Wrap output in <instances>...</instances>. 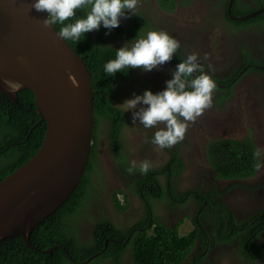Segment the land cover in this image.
<instances>
[{
    "label": "flooded vegetation",
    "instance_id": "obj_1",
    "mask_svg": "<svg viewBox=\"0 0 264 264\" xmlns=\"http://www.w3.org/2000/svg\"><path fill=\"white\" fill-rule=\"evenodd\" d=\"M234 4L243 9L251 8L246 13L248 14L259 7H264V0H139L136 15L121 18L120 24L130 32L127 34L130 37L119 33L116 28L111 31L105 28L103 32V25L99 30L92 31L94 42L100 39L103 46L114 49H119L128 42L131 43L135 37L138 39L151 30L167 31L180 41L181 47L170 62L148 72L143 71L142 68L129 69L131 76L120 81L111 92V97L117 105L122 104L125 98H133L134 95H141L149 89L154 93L164 90L166 81L172 78L173 71L181 59H185L193 52L198 53L201 63L213 76L217 87L213 92L212 107L208 110L210 115H206V119L202 120V124L204 123L207 128L205 132L213 138L205 141L203 150L196 146L201 134H198L196 124L190 122L184 140L163 150L167 159L166 163L164 162L166 165L174 154L178 153L184 166L176 173H171V168L168 166L167 175H157L161 190L165 194L162 198L154 196L151 198V211L147 209L144 197L138 191L139 185L136 183V179L144 178L145 174L140 173L139 170L130 174L127 169L133 159L138 162L150 161L153 164L151 170H158L161 167L148 157L151 150L157 149L150 142L156 129H145L139 121L133 124V110L132 112L128 110L126 112L128 117L119 134L120 148L117 149L111 141L110 122L104 118L99 120L93 134V144L95 138L97 160L101 159L100 148L104 147L102 152L106 155L112 181L105 182L103 176L99 174V169L91 172L90 183L87 185L91 197L80 212L70 217V223L80 243L97 246L95 224L105 219L123 231L132 228L134 232L125 240L128 245L120 262L133 264L130 238L140 233L143 227H137V223L146 220V216L150 214V220L157 217L170 227H178V230L188 220L193 226L188 233L196 228L199 229L192 250H189L180 264H192L197 257L204 258L202 264H264V255L252 259L244 253V246L242 247L245 239H254L257 245L264 244V226L261 220V213L264 211V156L260 161L262 163L260 171H256L252 176L222 178L210 164L206 152L207 143L220 138L249 137L256 148L264 149V28L261 27L264 26V21L256 20L246 26L236 25L234 21L240 20L242 15L236 14ZM190 9L193 11L188 12ZM194 13L199 14L198 19L194 17ZM258 14L248 19L257 18ZM215 28L220 31L222 40L220 56L212 58L205 48V55L207 54L209 59L204 60L203 52L200 55V39L205 35V43L209 42V33ZM135 29L138 30L137 34ZM245 50L250 52L248 59L251 62H247ZM209 64L214 71L208 68ZM243 102L255 115L256 123L253 121V124L258 127L255 137L244 135L236 138L209 129L214 123L217 126L218 122H222L220 127L222 132L229 131V125L234 122L232 118L236 108ZM228 108L229 112L225 113ZM223 114H226L224 119ZM239 116L241 118V113ZM252 119L251 114L242 118L241 126L245 120L251 124ZM197 126L199 127L198 124ZM135 129L138 130L139 136L134 134ZM195 153H199V156L204 153L209 166L202 164L203 167H199L191 160ZM169 186L172 192L169 191ZM149 190L153 191L152 188ZM169 192L175 193L176 198L171 197ZM119 201L126 206L124 211L117 208ZM214 202H220L222 205L219 204L214 210L212 208L214 205L211 206ZM219 224H222V227H218ZM153 228L151 227L149 231ZM232 231L236 232L234 236ZM223 235L226 237L223 238ZM206 241L208 242L205 243ZM106 245L107 241L105 247ZM100 255L101 252L96 251L91 255L90 261ZM112 257L98 261L96 264H115ZM84 262L86 260L76 263H88Z\"/></svg>",
    "mask_w": 264,
    "mask_h": 264
},
{
    "label": "trees",
    "instance_id": "obj_2",
    "mask_svg": "<svg viewBox=\"0 0 264 264\" xmlns=\"http://www.w3.org/2000/svg\"><path fill=\"white\" fill-rule=\"evenodd\" d=\"M233 7L236 8L234 10L238 15H244L251 10V8L237 7L236 4ZM86 11V9L78 10L76 18L84 16ZM256 20L264 21V12L258 14L257 18L236 20L234 23L246 26ZM71 22L74 20L70 19L65 24ZM62 26L59 23L55 25L58 31ZM116 29L123 35L130 33L121 24ZM103 32H105L104 27ZM135 32L137 34L138 30L135 29ZM67 42L83 57L91 74L94 96L93 134L99 120L101 118L106 119L112 126L111 141L119 149V134L128 114L116 106L117 104L111 97V92L120 81L128 79L131 73L129 69L126 72H117L115 76H109L105 73L103 66L115 58L116 49L103 46L100 39L94 42L92 31L81 37L80 41L69 40ZM245 51L247 62H251L248 59L250 52ZM46 127V121L41 119L36 110L35 95L32 90L28 88L19 90L16 102L0 90V180L37 152L43 142ZM206 148L210 164L219 177L247 178L256 172L255 164L257 161L253 156L256 146L249 137L212 140L207 143ZM97 156V141L94 138L85 173L80 183L54 212L34 227L30 235L31 243L40 250L28 247L22 236L6 238L0 241V264H77L76 262L89 259L96 251L101 252V255L87 264H96L98 261H104L112 256L115 264H121L120 259L128 245L125 240L129 234L134 232L132 228L123 231L116 228L109 220H102L95 224V236L98 238V245L91 246L79 242L76 231L70 223V217L80 212L91 197V191L87 185L90 183V173L98 167ZM168 166L171 168V173H176L183 168L184 162L179 154L175 153L165 168L150 170L144 178L136 179V183L139 185L138 191L142 193L149 211L152 209L151 198L153 196L162 198L165 194L161 190L157 175H167L169 173ZM149 188H152L153 191H150ZM168 189L172 192L170 186ZM197 192L199 191L197 190ZM169 195L176 198L175 193L170 194L169 192ZM219 204L222 205L220 202H214L211 203V206L214 205L212 208L215 210ZM117 208L124 211L126 206L119 201ZM150 219L151 215L148 214L146 220L137 223V227L142 226L143 228L137 236L132 235L130 238L132 263L180 264L188 255L189 250H192L199 229L196 228L186 235H181L178 227H170L158 220L157 217ZM261 220H263L262 225L264 226V211L261 213ZM151 227L154 228L149 231ZM218 227H222V224H219ZM235 233L232 231L233 236ZM225 237L223 235V238ZM243 246L244 253L252 259L261 258L264 255V251H262L264 244L257 245L254 239H245L242 242ZM50 248H54L52 253L43 252V250ZM203 260L204 258L197 257V260L193 261L192 264H202Z\"/></svg>",
    "mask_w": 264,
    "mask_h": 264
},
{
    "label": "water",
    "instance_id": "obj_3",
    "mask_svg": "<svg viewBox=\"0 0 264 264\" xmlns=\"http://www.w3.org/2000/svg\"><path fill=\"white\" fill-rule=\"evenodd\" d=\"M33 2L0 0V90L15 102L19 90H32L47 123L37 152L0 180V241L22 236L28 247L39 249L30 241L34 227L70 196L85 173L94 96L83 57L57 36L55 26H42L47 13L31 9Z\"/></svg>",
    "mask_w": 264,
    "mask_h": 264
},
{
    "label": "clouds",
    "instance_id": "obj_4",
    "mask_svg": "<svg viewBox=\"0 0 264 264\" xmlns=\"http://www.w3.org/2000/svg\"><path fill=\"white\" fill-rule=\"evenodd\" d=\"M138 3L139 0H34L31 9L47 13V17L41 21L45 29L57 23L63 25L57 31L60 39L80 41L86 33L99 30L101 25L109 31L119 27L121 18L136 15ZM85 9L86 14L76 18L77 11ZM70 19L74 22L65 24ZM180 47V41L167 31L151 30L116 49L115 58L104 64V71L109 76L130 68L152 71L170 62ZM18 59L23 61L24 58ZM203 59H209L207 54ZM208 68L214 71L211 64ZM216 87L213 76L205 70L198 53L193 52L181 59L172 78L166 81L164 90L154 93L149 89L116 106L124 112L133 110V124L139 121L145 129L155 128L150 142L158 150H164L183 141L189 123H194L206 109L212 107ZM253 156L257 161L255 169L259 172L264 149L256 148ZM152 167L153 164L148 160L138 162L133 159L127 171L131 174L139 170L147 174Z\"/></svg>",
    "mask_w": 264,
    "mask_h": 264
},
{
    "label": "rangeland",
    "instance_id": "obj_5",
    "mask_svg": "<svg viewBox=\"0 0 264 264\" xmlns=\"http://www.w3.org/2000/svg\"><path fill=\"white\" fill-rule=\"evenodd\" d=\"M193 10L190 9L188 12H192ZM194 17L195 18H199V14L198 13H194ZM261 26V25H259ZM264 28V26H261ZM205 32V31H204ZM205 34V33H204ZM203 35V34H202ZM207 43V44H206ZM205 43V35H203V38L200 39V50L203 52V58L205 56V48L207 49V53L210 54V56L212 58H219L220 56V46L222 44V40H221V35H220V31L217 30L216 28L211 30L209 33V42ZM127 98H125L123 100V102L126 100ZM122 102V103H123ZM235 106L236 103H235ZM209 108L207 110H205L206 112H204V114L202 116H200L194 123L196 124L197 127V132L198 134H201V136L199 137V142L196 143V146H199L200 148H202V150L204 149V144L206 143L205 141H207V139H211L213 138V136H208L207 133L205 132V130L207 128H205V124H202V120L206 119V115H210V111H208ZM213 110V109H212ZM129 112H132V110H129ZM229 112V108L227 109V111L225 113ZM240 113H241V118H240ZM132 114V113H130ZM251 114L253 116V119L250 121L251 124L249 123V121L245 120V123L243 124V126H241V119L244 117H248V115ZM205 117V118H204ZM223 119L226 117V114H223ZM234 122H232L229 125V131H225L222 132V130L220 129L222 122H218L217 126L215 125V123L210 126V130L211 131H217V133H220L222 135H226V136H231V137H240V136H244V135H251V136H256V131L258 130L257 126H254L253 121H255V115L253 114V110L248 108L245 103H240L238 104L237 108H236V112L233 115ZM221 121H223L222 119H220ZM232 120V121H233ZM256 123V121H255ZM197 124L199 125V127L197 126ZM200 124L201 125V129L200 128ZM253 124V125H252ZM232 129V130H231ZM136 132H134V134H137V136H139V132L137 129H135ZM206 135V138H205ZM258 139V137H257ZM259 140V139H258ZM199 144V145H198ZM101 154L99 156H101V159L98 160V167L97 169H99V174H101L103 176V180L106 182L107 181H112L111 180V176L109 175V169L107 167V162H106V155L102 152L104 151V147L100 148ZM151 154L148 155V157L152 160H154V163L157 165H160V168H165L166 166V156L164 155L163 150H151L150 151ZM196 155H194L192 157L191 160H193L199 167H203L202 164L205 166H209L207 159H206V155L200 154L201 156H199V153H195ZM165 162V163H164ZM159 168V169H160ZM87 174V173H86ZM165 175V174H164ZM91 176V173H90ZM99 212V210H97ZM119 214V213H118ZM121 215V214H119ZM193 226L189 223V220L186 221V223L182 224L181 227L179 228V232L181 235L187 234L188 231L192 228Z\"/></svg>",
    "mask_w": 264,
    "mask_h": 264
}]
</instances>
